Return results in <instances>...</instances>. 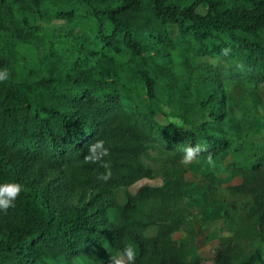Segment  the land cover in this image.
<instances>
[{"label":"trees","instance_id":"16d2710c","mask_svg":"<svg viewBox=\"0 0 264 264\" xmlns=\"http://www.w3.org/2000/svg\"><path fill=\"white\" fill-rule=\"evenodd\" d=\"M55 21L68 23L64 36L45 27ZM83 21L95 24V35L77 34ZM26 45L38 51L37 67L24 55ZM203 58L228 67L202 65ZM0 76V184L22 189L15 206L0 211V264H113L129 244L134 264H202L193 258L181 157L189 145L204 149L195 159L231 150L230 86H264V0H0ZM122 76L144 87L157 109L163 81L185 111L199 100L189 95L199 81L209 89L199 101L204 120L192 129L159 125L154 111L142 114L123 94ZM97 142L108 154L92 163L86 157ZM151 151L160 170L146 162ZM32 168L52 175L65 195H91L104 209L67 208ZM232 177L242 184L231 193L250 204L213 264H264L260 249L249 252L264 243V159L233 165ZM157 179L161 186L128 192ZM177 233L184 239L174 240Z\"/></svg>","mask_w":264,"mask_h":264},{"label":"rangeland","instance_id":"374dc122","mask_svg":"<svg viewBox=\"0 0 264 264\" xmlns=\"http://www.w3.org/2000/svg\"><path fill=\"white\" fill-rule=\"evenodd\" d=\"M200 14H205L207 10L200 8ZM52 29L56 36L62 37L68 29V23L55 21L51 25L45 26ZM96 26L93 22L83 21L77 30L79 36L85 33L95 35ZM171 35L175 38L178 28L170 27ZM24 55L31 66L37 67L39 63V53L32 46L21 47ZM202 65H211L218 70H225L228 66L221 59L203 58L200 59ZM168 64V63H167ZM122 92L126 96H131V103L142 113H154V120L161 126H166L171 122L186 126L192 129L204 120V111L199 105L209 89H204L203 85L197 81L194 89L189 92L192 99L193 93L198 95L199 100L195 101L194 106H190L188 111L179 108L167 95L165 83L160 82L163 94L158 92L157 97L160 101L159 109L151 103L146 94V89L139 86L137 82L129 80L128 76H122ZM229 92L231 100L228 104V118L226 120V131L231 142V150L222 156L210 159H194L190 164L184 165L188 171L186 181L189 188L186 189L187 198L183 205L193 214L191 227L195 230V254L193 258L201 257L202 264H213L215 251L220 246L223 238L231 237L235 227L249 208L250 199L245 196L233 195L231 188L242 184L240 178L232 177V166L241 165L248 167L262 162L264 159V86L252 85L245 88L230 86ZM196 96V95H195ZM157 109V110H156ZM197 128V127H196ZM196 131L197 129H193ZM199 132V131H198ZM153 161H147L152 166L160 170V162L157 153L150 152ZM262 159V160H261ZM39 178L42 185H50L60 194L64 205L72 210L86 208L90 212H100L104 206L95 203L91 195L70 197L62 193L58 187L57 180L49 174L44 173L38 168H32ZM162 181L145 180L139 182L128 190L135 194L143 186L158 187ZM125 191L117 193V200L124 201ZM227 214L230 217H227ZM157 230L151 229L148 232L150 237L156 236ZM184 233H177L173 236L176 241L183 240ZM250 245V243H248ZM260 249L264 257V243L250 246L249 252L253 254ZM122 264L127 263V259L119 254Z\"/></svg>","mask_w":264,"mask_h":264},{"label":"clouds","instance_id":"9594fccd","mask_svg":"<svg viewBox=\"0 0 264 264\" xmlns=\"http://www.w3.org/2000/svg\"><path fill=\"white\" fill-rule=\"evenodd\" d=\"M222 51H223V55L227 56L230 52V49L225 48ZM0 79H3V77L0 76ZM98 149L101 150L99 153L97 151ZM203 150L204 149L200 145L187 146L186 148L183 149L181 163L184 165L190 164L197 157V155ZM89 152H90V156L86 157V159H88L89 162L92 163L101 160L103 156H106L108 154L107 149H103L102 142H97L95 145H91L89 148ZM104 167H107V165L104 164ZM21 190H22L21 186L17 183L0 184V211L7 210L10 207H14L15 201L17 197L20 195ZM123 256L127 258L129 264H134V261L136 259L135 247L131 244L125 246V248L123 249ZM112 261L113 264H122L119 255L114 256L112 258Z\"/></svg>","mask_w":264,"mask_h":264}]
</instances>
